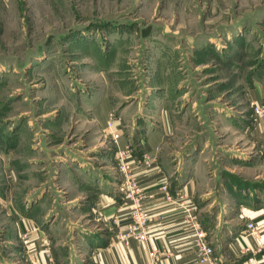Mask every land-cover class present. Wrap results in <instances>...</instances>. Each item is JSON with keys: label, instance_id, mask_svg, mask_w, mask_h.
Wrapping results in <instances>:
<instances>
[{"label": "rangeland", "instance_id": "374dc122", "mask_svg": "<svg viewBox=\"0 0 264 264\" xmlns=\"http://www.w3.org/2000/svg\"><path fill=\"white\" fill-rule=\"evenodd\" d=\"M252 103L264 0H0V264L80 252L94 189L121 194L116 153L135 158L136 130L160 122V165L192 170L215 245L217 219L243 220L236 202H264Z\"/></svg>", "mask_w": 264, "mask_h": 264}, {"label": "crops", "instance_id": "0c3cea01", "mask_svg": "<svg viewBox=\"0 0 264 264\" xmlns=\"http://www.w3.org/2000/svg\"><path fill=\"white\" fill-rule=\"evenodd\" d=\"M253 88V98L257 99L258 87ZM104 115L103 112V117ZM159 116L162 119L163 114L160 113ZM160 123V127L155 124L150 128H138L133 138L139 150L133 166L138 172L146 196L144 207L150 217L148 241L143 246L132 242L127 247L116 241L117 232L126 226L127 211L121 194L115 195L114 190L100 194L102 190L97 186L94 189L96 193H92L96 197L94 200H97L93 203L92 210L95 211L93 215L98 223L94 231H82L80 238L84 244L80 252H62L67 257L66 261V257L59 259L58 252H48L49 257L46 252H26L25 258L30 264H207L197 261L190 242L191 232L182 226V211L176 204L179 199L177 194L183 196L182 200L194 203L192 170L186 176L180 172L172 179L174 173L160 165L158 151L167 135L165 124ZM261 145L264 148V132L261 134ZM144 152L155 159L156 169L141 170V155ZM162 186L167 187L175 203L166 199ZM239 202L235 206L240 209L243 220L234 222L232 217L217 219L216 225L210 229L211 238L208 239L214 238L216 241L215 245L210 244L214 248V256L221 264H264V202L258 199L247 203ZM248 223L256 227L254 234L247 233ZM201 226L203 230V224ZM258 247L262 251L253 252ZM149 249L163 252L158 260L149 262L146 252Z\"/></svg>", "mask_w": 264, "mask_h": 264}, {"label": "built area", "instance_id": "2783aa9c", "mask_svg": "<svg viewBox=\"0 0 264 264\" xmlns=\"http://www.w3.org/2000/svg\"><path fill=\"white\" fill-rule=\"evenodd\" d=\"M252 116L255 125L259 132H264V104L252 103ZM118 135L113 136L114 143H117ZM118 158V170L121 176L120 193L123 200V205L127 211V223L122 231L116 234V241L123 246H129L132 242L144 245L149 239V214L144 207V200L146 198L138 172L133 163L135 158L130 154L129 150L121 149L116 153ZM141 170L156 169V161L148 153L141 155ZM161 190L165 193L166 199L175 203L174 198L168 193L166 186H162ZM178 207L181 209L180 222L183 227L190 230V242L196 254V259L199 263L207 264H221L214 256V248L207 242L204 237L202 227L195 214V205L187 199H181L183 196L177 194ZM248 234H254L256 227L252 223L246 224ZM34 231V229H32ZM30 232H26L27 236ZM261 247H258L253 252L260 253ZM149 262L158 260L163 251L158 249L146 250ZM47 257L49 253L46 252Z\"/></svg>", "mask_w": 264, "mask_h": 264}]
</instances>
